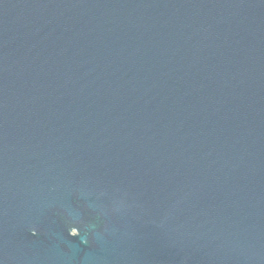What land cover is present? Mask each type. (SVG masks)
Wrapping results in <instances>:
<instances>
[{
  "label": "water",
  "instance_id": "water-1",
  "mask_svg": "<svg viewBox=\"0 0 264 264\" xmlns=\"http://www.w3.org/2000/svg\"><path fill=\"white\" fill-rule=\"evenodd\" d=\"M0 264H264V0H0Z\"/></svg>",
  "mask_w": 264,
  "mask_h": 264
},
{
  "label": "clouds",
  "instance_id": "clouds-1",
  "mask_svg": "<svg viewBox=\"0 0 264 264\" xmlns=\"http://www.w3.org/2000/svg\"><path fill=\"white\" fill-rule=\"evenodd\" d=\"M73 223H75V222H73ZM32 234H33V235H36V234H37V233H36V230H35L34 228L32 229ZM68 234H69L70 236H77V235H79V234H80V229H79V227H77V226H71V227L69 228V230H68ZM82 243H87V240H83Z\"/></svg>",
  "mask_w": 264,
  "mask_h": 264
}]
</instances>
